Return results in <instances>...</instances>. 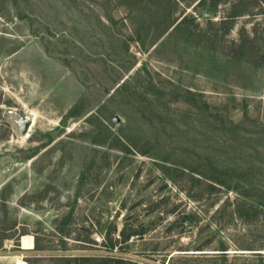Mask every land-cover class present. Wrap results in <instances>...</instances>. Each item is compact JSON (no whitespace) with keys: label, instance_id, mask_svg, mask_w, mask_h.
I'll use <instances>...</instances> for the list:
<instances>
[{"label":"rangeland","instance_id":"rangeland-1","mask_svg":"<svg viewBox=\"0 0 264 264\" xmlns=\"http://www.w3.org/2000/svg\"><path fill=\"white\" fill-rule=\"evenodd\" d=\"M189 1L0 0V264L264 253V65L229 54L264 0L221 38Z\"/></svg>","mask_w":264,"mask_h":264},{"label":"trees","instance_id":"trees-1","mask_svg":"<svg viewBox=\"0 0 264 264\" xmlns=\"http://www.w3.org/2000/svg\"><path fill=\"white\" fill-rule=\"evenodd\" d=\"M196 1V3L193 5V10L196 11L197 8L204 10L205 13L209 14H214L218 13V9L221 6H226L228 5V14L227 18L225 20H222L220 22H212L210 19H206V27L207 30L211 29L213 30L214 28L219 29L217 30L220 38L225 37V34H229V32L232 29V20L239 17V16H244L245 14L251 17L252 14H250V9L252 10L253 7L257 6L259 3V0H236L234 3L232 0H194V1H189L186 4V8L191 7L192 4ZM238 1V2H237ZM178 5V2H175L173 5L176 7ZM174 11V13H175ZM191 19V16L185 15L179 22L177 18L174 17L171 22H169L165 29L160 33L158 36L161 37L164 35L169 29L174 27L175 31H178L180 28L186 26L188 24V20ZM221 29H224V33H221ZM217 31H214L212 34V40L216 39L218 34ZM210 32V30H209ZM200 33V32H199ZM204 36V33L202 34ZM208 35V34H206ZM196 37V36H194ZM199 37V36H198ZM255 37H256V32H252L249 34L243 33L242 35L239 36V42L237 44L234 42L232 44V52L231 54L232 57H246V59H251V60H257L261 66L264 65V43L262 46V51L261 50H255L253 47V44L255 42ZM210 39V37H209ZM213 40V41H214ZM154 41V40H153ZM137 42H141V38L137 37ZM264 42V41H263ZM153 43V42H152ZM226 55V57H229L230 55ZM191 172V171H190ZM115 229L112 228L109 231L106 232L105 234V241L108 244L109 248H113L114 244L112 243L111 235L114 233ZM72 230H69L67 232H61V238L59 241L61 244H63L64 249H61V251L65 250V246L67 245L66 242L64 241L65 239H70ZM92 231L90 228L88 229H83L78 232L76 235L75 239H73V242L75 245L78 247H85L87 245H96L94 244L93 240H90ZM25 235V234H22ZM138 235L137 232L131 231L129 234L125 235L124 232H121L120 239L122 243L127 242L130 237ZM142 235V234H141ZM9 238H4L3 236L0 238L1 240H7ZM72 240V239H71ZM1 244V243H0ZM35 246L33 251L39 252L42 251L43 249H40L38 246L36 240H35ZM2 248V245L0 246V249ZM32 250V249H31ZM44 251V250H43ZM48 252H51L52 250H45ZM196 251H202V250H196ZM225 247H221L219 250H217V254H199L198 257H177V258H170L167 264H170L171 262H178L179 264H264L262 260V256L260 254L256 253H250V254H234L233 256H228L225 254L226 252ZM246 251H253V250H246ZM54 260V264H140L137 262H132V261H127L115 257H106V256H76V255H54L52 256Z\"/></svg>","mask_w":264,"mask_h":264},{"label":"bare ground","instance_id":"bare-ground-1","mask_svg":"<svg viewBox=\"0 0 264 264\" xmlns=\"http://www.w3.org/2000/svg\"><path fill=\"white\" fill-rule=\"evenodd\" d=\"M33 248L32 242L30 239L26 238L22 240V250H31ZM18 264H25L23 261H19Z\"/></svg>","mask_w":264,"mask_h":264},{"label":"water","instance_id":"water-1","mask_svg":"<svg viewBox=\"0 0 264 264\" xmlns=\"http://www.w3.org/2000/svg\"><path fill=\"white\" fill-rule=\"evenodd\" d=\"M204 17H205V18H209V14L206 13ZM21 134H23V131L21 132ZM241 254H246V253H241ZM257 254H260V255L262 256V260H263V262H264V253H263V252H260V253H257Z\"/></svg>","mask_w":264,"mask_h":264},{"label":"built area","instance_id":"built-area-1","mask_svg":"<svg viewBox=\"0 0 264 264\" xmlns=\"http://www.w3.org/2000/svg\"><path fill=\"white\" fill-rule=\"evenodd\" d=\"M94 240V244H96V245H98V244H100L101 243V239L100 238H94L93 239Z\"/></svg>","mask_w":264,"mask_h":264},{"label":"crops","instance_id":"crops-1","mask_svg":"<svg viewBox=\"0 0 264 264\" xmlns=\"http://www.w3.org/2000/svg\"><path fill=\"white\" fill-rule=\"evenodd\" d=\"M27 251V250H26ZM19 261H16L15 264H18Z\"/></svg>","mask_w":264,"mask_h":264}]
</instances>
